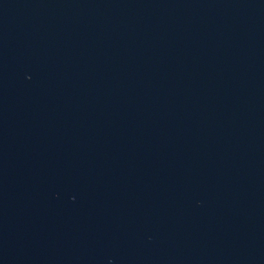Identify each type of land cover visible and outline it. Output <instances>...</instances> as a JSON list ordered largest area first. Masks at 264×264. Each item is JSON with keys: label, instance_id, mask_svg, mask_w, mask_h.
<instances>
[{"label": "water", "instance_id": "1", "mask_svg": "<svg viewBox=\"0 0 264 264\" xmlns=\"http://www.w3.org/2000/svg\"><path fill=\"white\" fill-rule=\"evenodd\" d=\"M0 264H264V0H0Z\"/></svg>", "mask_w": 264, "mask_h": 264}]
</instances>
